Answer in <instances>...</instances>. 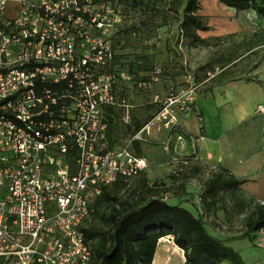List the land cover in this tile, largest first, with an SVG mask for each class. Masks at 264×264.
I'll use <instances>...</instances> for the list:
<instances>
[{"label": "built area", "instance_id": "1", "mask_svg": "<svg viewBox=\"0 0 264 264\" xmlns=\"http://www.w3.org/2000/svg\"><path fill=\"white\" fill-rule=\"evenodd\" d=\"M123 20L109 0H0V264H90L81 228L91 205L103 187L129 186L148 168L132 148L150 141L155 121L168 129L173 175L197 159L195 150L186 154V137L171 131L174 108L192 111L196 85L166 99L155 94L153 117L107 146L108 108H122L131 123L130 78L113 62Z\"/></svg>", "mask_w": 264, "mask_h": 264}, {"label": "rangeland", "instance_id": "2", "mask_svg": "<svg viewBox=\"0 0 264 264\" xmlns=\"http://www.w3.org/2000/svg\"><path fill=\"white\" fill-rule=\"evenodd\" d=\"M148 1L143 0V3L150 5L156 3L158 8V12L155 13L152 21L146 20L143 8L131 9L129 13L125 14L124 7L126 4L122 2L117 6L124 16V22L121 23L122 28L118 27L117 30L135 25L131 37L124 45L120 46L119 43H116V59L114 60L115 72L125 71L130 78L126 89L132 93L130 103L134 105L133 118L145 120L149 115L155 113L158 108L152 103L155 94L166 99L171 92H183L188 90L190 86L196 85L195 98L207 96L210 93L206 87L207 83L204 81L196 82L192 75L198 66L209 60L213 61L214 69L219 70L221 66L216 62L218 59L223 61L236 53L241 55L251 50V53L242 58L240 65L236 67L240 70L247 66V69L240 73L239 77L242 79L256 77L255 80H258L257 78L260 76L264 77V18H260L253 10L235 11L218 0H198V13L204 17L210 26V30L199 31L198 33L201 37L208 39L210 45L188 47L183 41L178 27L182 10H174L171 0ZM214 37L220 38L214 39ZM117 38L116 36L115 39ZM258 60L261 62L259 67L248 69L251 62ZM155 75H157V80L150 87L142 89L137 87L138 81L149 80ZM117 86L120 94L123 95L122 85L118 84ZM260 86L264 88V81ZM255 88H234L232 94L236 98L246 97L250 100L259 96L258 90ZM209 105L207 102L202 103L208 121L214 125L218 118L214 114V109ZM260 106L263 104H258L250 117L228 131L224 140L216 142L220 150L217 152L210 151L211 156L206 158L207 162L199 164L201 173L198 178L189 179L184 194L175 197L182 206L189 208L197 215L202 211L198 189L212 172L218 171L220 167H226L229 172L231 170L236 171L237 168L246 164V160L260 159L261 166L258 167L257 173L253 171L234 173L239 178L244 179V183L238 191V196L244 205L238 204L235 197L226 196L205 217L208 231L220 238L241 235L245 230L247 220L259 208L264 207V189L261 186L264 183V173H262L264 172V113L258 112ZM226 108L224 116L220 113L221 117L223 116L222 124L230 122L235 117L231 103ZM116 110L122 112V108H116ZM174 111L177 115L176 123L180 124L179 117L185 112H177L175 108ZM192 111L194 112V110ZM116 134L118 138H126L128 135L126 127L118 126ZM167 137L168 129L163 128L160 122L155 121L149 135L151 142L149 145L151 147L160 146L165 157L162 163L151 164V173L164 174V177L159 179L162 183L164 181L165 184L169 185V188H166L169 196L170 194L175 195L176 191H179V184H175L174 187L170 186L171 182L168 177L171 173L169 157L173 154V148L165 149ZM121 142L122 140H117V144H121ZM196 155L198 156V153ZM198 160L199 156L183 172H190L195 161ZM171 175L173 174L171 173ZM148 179L150 182L154 180V177ZM149 184L147 183L148 186L143 185L138 174L131 180L129 186L120 182L109 187V191L117 198L118 203L124 201L133 203L140 197H151V194L157 191V189L149 188ZM155 185H160V182L151 183V187ZM112 205L113 203L105 200L99 202L94 214L85 222L84 226L103 225L101 215L109 213ZM226 244L239 251L245 264H264V228L252 235L251 239L230 240L226 241ZM90 264H94V262L91 261ZM152 264H185L183 251L175 245L171 236L163 237L158 241Z\"/></svg>", "mask_w": 264, "mask_h": 264}, {"label": "trees", "instance_id": "3", "mask_svg": "<svg viewBox=\"0 0 264 264\" xmlns=\"http://www.w3.org/2000/svg\"><path fill=\"white\" fill-rule=\"evenodd\" d=\"M109 1L116 6L122 2L126 4L125 14L129 13L131 9L143 8L148 21H152L155 13L158 12L156 3L150 5L143 3V0ZM218 1L235 11L253 10L260 18H264V0ZM147 2L149 1L147 0ZM171 4L174 10H182L178 27L185 44L188 47L209 46V40L201 37L198 33L210 30L204 17L198 13L199 1L171 0ZM134 27L135 25H132L115 32L114 51L116 43H119L120 46L124 45L131 37ZM119 28H122L121 25ZM116 36L117 39H115ZM219 38L214 37V39ZM220 58H222L221 55ZM115 59L116 57H114ZM216 62L221 67L226 65V60L224 62L218 59ZM208 73L214 75L209 78ZM224 75L225 70H215L213 61L209 60L198 66L192 76L196 82H206L207 89L211 91L217 84L223 82ZM191 106L195 111V101ZM197 114L198 119L201 120L200 113L197 112ZM152 117L153 114L143 121L134 118L132 123L127 124V132L130 135L136 133ZM110 119H113V116ZM171 131L187 136V132L179 124ZM191 176L193 175L186 172L173 175V181L179 183V191H176L175 195L184 194L186 181ZM120 182L125 183L120 180L103 187L101 194L91 205L92 216L99 202L105 200L113 203L109 213L101 215L103 225L87 227L83 225L81 228L85 238L90 240L93 250L91 261L94 264H152L158 241L166 236H171L175 245L183 251L185 264H245L239 251L227 245L226 241L251 239L252 235L264 228V207H261L247 220L245 230L239 236L220 238L208 231L205 217L217 207L220 200L226 196H232L236 198L238 204L244 205L238 196V191L244 180L224 169L213 172L203 183L199 193L202 211L197 215L182 206L180 202L176 204L167 202L164 196L140 197L133 203L126 201L118 203L117 198L109 191V187ZM198 209L200 210V208Z\"/></svg>", "mask_w": 264, "mask_h": 264}, {"label": "crops", "instance_id": "4", "mask_svg": "<svg viewBox=\"0 0 264 264\" xmlns=\"http://www.w3.org/2000/svg\"><path fill=\"white\" fill-rule=\"evenodd\" d=\"M250 53H251V50H248L247 53H243L241 55L236 53L234 55L227 57L226 65L220 68L222 71L225 70V75L222 77L223 82L221 84H217L211 91H209L210 93L207 96L195 98L196 110L194 112L190 111L188 113H185L186 115L184 114L181 117H179V121H180L179 125H181L184 128L185 132H187V136H185L186 137L185 142L187 144L186 153L190 154L193 152V150H195V154L198 153V156H199V160L197 162L195 161L193 167L191 168V171L188 172V174L193 175V176L189 177L187 181L191 178L193 179L198 178L199 174L201 173V166L199 164L207 162L206 158H209L211 156L210 151L217 152L220 150V147H217L218 145H216V142L224 140L225 135L226 133H228V131L235 128L236 126L241 124L243 120L250 117L253 114L258 104H263L264 106V88L260 86L262 81H264V77L260 76L257 78L258 80H255L256 77L242 79L239 77V74L244 72L247 69V66H245L244 68L240 70L236 69V67L240 65L241 59L244 57H247V55ZM223 61L225 62V60ZM260 65H261V62H259V60L254 61V62H251L248 69L250 70L256 69ZM238 87H246V88L256 87L255 89L258 90L259 96L257 98H252L250 100H248L246 97L236 98V96L232 94V92L234 88H238ZM131 98H132V95H131ZM203 102L204 103L207 102L208 104H210L209 106H211V108L214 109V112H215L214 114H216L218 118L216 121V124L213 125L208 121L206 110L204 111V107L202 106ZM230 103L233 106L235 117L232 118L230 122L228 123L224 122V124H222L224 111L225 109H227L226 106H228ZM133 108H134V105L132 104V107L129 109L131 123L134 120L133 114H132ZM197 112L200 113L201 115L200 121L198 119ZM123 113H124L123 109L121 113L118 112L116 108H108L106 110V116L108 115L107 119L109 120L108 121L109 127L107 131V146L108 147L121 145L129 136L133 135V134L130 135L128 133L126 138L121 139V138H118V135L116 134V130L118 129V126L120 125L125 126V127L127 126V124H124L122 121ZM220 113L223 114L222 117ZM112 116H113V119H110V117L112 118ZM200 136H203L204 138L201 139L199 138ZM118 139L122 140L121 144H117ZM149 143L151 142L150 141L148 143L135 142L132 148L133 152L136 155L145 156L148 160V168L139 174L141 178V183L143 185H147V183L148 184L150 183L149 188L157 189V191L155 192L153 191L154 193H152L151 196H164L167 202L171 203V201L173 200V203L171 204H176L178 203V200H176L175 197H180L181 195L170 194L168 196L167 194L168 189L166 188L169 185L165 184L164 181L162 183L161 180L159 179V178H163L164 174L151 173L152 171L151 164L162 163L163 158L165 157L164 155L165 153L163 152L160 146L156 145V146L151 147ZM259 166H261L260 159H250V160H246V164L240 166V168H237L236 171L231 170L229 172L226 169V167H220V169H224L228 171L229 173H231L232 175H234L235 177L239 178V176H237L234 173H244V172L250 173L251 171H253L254 173H257L256 171ZM214 172H217V171H214ZM147 177L148 178L154 177V180L149 182V179ZM168 177L171 182L170 186L174 187L175 184H177L178 182L173 181L174 177L173 175H171V173H169ZM239 179H242V178H239ZM156 181L160 182V185H155L151 187V183L156 182ZM187 181H186V185H187ZM186 185H185V190H186ZM202 185H200L198 189L199 193H200V189ZM261 186L264 189V183ZM192 187L195 189L194 186Z\"/></svg>", "mask_w": 264, "mask_h": 264}]
</instances>
